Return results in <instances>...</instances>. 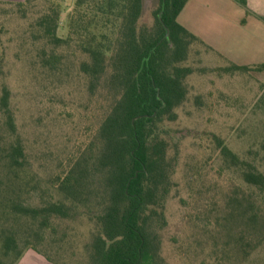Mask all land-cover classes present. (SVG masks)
Wrapping results in <instances>:
<instances>
[{"label": "trees", "instance_id": "obj_1", "mask_svg": "<svg viewBox=\"0 0 264 264\" xmlns=\"http://www.w3.org/2000/svg\"><path fill=\"white\" fill-rule=\"evenodd\" d=\"M46 1L49 12L37 22L40 37L54 50L74 44L86 56L80 64L88 95L84 147L59 164L45 191L18 133L10 90L3 87L0 264H18L27 250L61 264L44 247L71 248L68 237H77L80 227L86 232H80L77 264H168L162 234L168 226L166 204L178 187L181 145L169 125L188 100L186 81L194 70L184 63L199 42L178 22L190 0H158L150 24L143 23L146 0H75L65 39L57 35L62 0ZM62 59L53 52L42 61L55 71ZM254 69L262 72L264 64ZM216 139L225 161L264 195V173ZM260 212L251 217L254 225L264 221ZM263 227L264 222L258 228Z\"/></svg>", "mask_w": 264, "mask_h": 264}, {"label": "rangeland", "instance_id": "obj_2", "mask_svg": "<svg viewBox=\"0 0 264 264\" xmlns=\"http://www.w3.org/2000/svg\"><path fill=\"white\" fill-rule=\"evenodd\" d=\"M18 3L0 0V99L7 86L28 161L46 191L59 164L84 147L88 95L80 64L86 56L74 44L54 50L40 37L37 22L49 12L48 1ZM74 3L62 0L57 35L63 39ZM157 3L145 1L143 23H152ZM178 22L199 42L184 63L194 70L186 81L188 100L169 125L181 145L178 187L166 204L163 257L168 264H264V227L258 228L264 221H251L259 209L264 219V195L225 161L216 139L264 173V71L254 69L264 64V34L240 1L193 0ZM53 52L63 56L55 71L42 61ZM233 65L251 70L225 71ZM3 121L0 111V127ZM82 231L68 237L71 248L45 252L61 264H77Z\"/></svg>", "mask_w": 264, "mask_h": 264}, {"label": "crops", "instance_id": "obj_3", "mask_svg": "<svg viewBox=\"0 0 264 264\" xmlns=\"http://www.w3.org/2000/svg\"><path fill=\"white\" fill-rule=\"evenodd\" d=\"M11 1L23 2L24 0H11ZM192 1L193 0H190L186 7H188V5L192 3ZM231 1L238 2L239 0H231ZM246 4H247L246 7L242 5L244 10H246L248 15H250V20L255 23L257 31L264 34V0H246ZM256 34L257 35L256 36L254 35V37H256L255 38L256 40H258L259 33L257 32ZM18 264H51V263L48 262L43 256L39 255L38 253L32 250H27L20 259V261L18 262Z\"/></svg>", "mask_w": 264, "mask_h": 264}]
</instances>
